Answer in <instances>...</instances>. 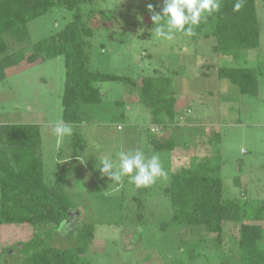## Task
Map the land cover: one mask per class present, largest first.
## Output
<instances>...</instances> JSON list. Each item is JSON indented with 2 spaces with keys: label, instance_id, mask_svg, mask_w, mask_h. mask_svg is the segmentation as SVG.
Segmentation results:
<instances>
[{
  "label": "rangeland",
  "instance_id": "rangeland-1",
  "mask_svg": "<svg viewBox=\"0 0 264 264\" xmlns=\"http://www.w3.org/2000/svg\"><path fill=\"white\" fill-rule=\"evenodd\" d=\"M255 3L260 45L238 56L212 52L214 39L210 35L198 42L182 33L174 34L171 40L156 38L148 5L159 12L163 0L101 3L98 13L89 20L94 31L89 69L127 76L135 84H101L105 101L85 105L86 119L77 127L71 126L70 136L61 138L54 132L55 125L62 121L63 55L33 63L24 60L23 55L6 70V78L0 82V125H39L45 181H54L60 162L75 149L80 154L63 189L75 208L54 232L53 245H70L80 222L88 221L94 224V234L84 254L87 264H209L211 260L216 264L221 261L214 258L216 250L232 264L237 224L225 223L220 244L215 234L202 227L175 228L163 189L169 184L170 172L188 164L191 157L217 154L224 199L264 198V72L259 76L258 92L252 97L238 94L233 84L216 76L217 67L222 65L264 69V7L262 0ZM70 19V10L57 7L31 20L27 24L28 39L13 44L7 40V52L22 48L23 54H28L32 43L57 32ZM153 73L173 77L178 112L177 125L157 134L150 132L148 110L139 94L140 79ZM202 100L207 106L200 105ZM75 132L83 137L82 148L73 142ZM150 137H171L176 146L170 152H155L149 145ZM135 150L146 157L157 155L167 175L151 186L137 188L127 176L117 183L99 171L105 156L118 163L117 153ZM138 196L141 219L137 216ZM33 231L28 224H0V251L29 239ZM193 246L198 255L195 260L189 257ZM6 260L12 263L10 257Z\"/></svg>",
  "mask_w": 264,
  "mask_h": 264
},
{
  "label": "trees",
  "instance_id": "trees-1",
  "mask_svg": "<svg viewBox=\"0 0 264 264\" xmlns=\"http://www.w3.org/2000/svg\"><path fill=\"white\" fill-rule=\"evenodd\" d=\"M105 2L107 0H0V82L20 56L24 55V60L33 63L63 55L62 121L74 127L85 121V105L102 103L101 84L122 82L134 86L135 81L130 77L89 69L94 32L89 20ZM220 2L221 10L195 27V35L190 37L192 42L210 35L214 39L212 52L233 56L258 48L260 24L255 0H242L243 6L238 11L233 10L237 0ZM262 4L264 7V0ZM57 7L71 11V19L61 29L32 43L26 55L22 48L7 52V40L12 44L27 40V24ZM263 72L264 69L258 66L222 65L217 67L216 76L233 84L238 94L252 97L258 92V80ZM139 94L152 125L162 130L177 125V99L171 74L153 73L142 77ZM73 136L74 144L82 148V135L75 132ZM41 141L37 124L0 125V224H28L34 229L29 239L1 249L0 264H9L7 257L11 258V264H87L84 254L93 238V223L80 222L68 246L58 247L51 243L54 232L75 208V203L63 189L80 154L73 147V154L60 162L54 181L48 183L43 175ZM149 145L155 152H170L176 143L171 137H150ZM220 169L221 159L216 154L201 158L193 156L188 164L170 172L169 184L163 191L169 198L172 225L175 228L202 227L207 233L215 234L220 244L225 223L234 222L238 227L232 264H264V225L257 223L264 222V198L224 199ZM135 199L137 216L141 219L142 204L139 196ZM195 250V246L189 250L191 260L198 256ZM214 258L221 260L216 264H230L220 250H216ZM209 264L215 263L211 260Z\"/></svg>",
  "mask_w": 264,
  "mask_h": 264
},
{
  "label": "clouds",
  "instance_id": "clouds-1",
  "mask_svg": "<svg viewBox=\"0 0 264 264\" xmlns=\"http://www.w3.org/2000/svg\"><path fill=\"white\" fill-rule=\"evenodd\" d=\"M243 6L242 0H237L233 6L238 11ZM221 10L220 0H163V7L155 12L153 5H148L152 13V31L156 38L171 40L176 33H183L187 37L195 35V27L208 16ZM54 132L58 137L72 134V128L63 121L57 123ZM118 163L107 156L101 161L99 171L111 181L122 182L124 177L134 183L137 188L154 184L159 177L166 176L159 157L153 154L146 157L140 150L117 153Z\"/></svg>",
  "mask_w": 264,
  "mask_h": 264
},
{
  "label": "crops",
  "instance_id": "crops-1",
  "mask_svg": "<svg viewBox=\"0 0 264 264\" xmlns=\"http://www.w3.org/2000/svg\"><path fill=\"white\" fill-rule=\"evenodd\" d=\"M109 84H110V83H108L107 85H109ZM101 92L103 93L102 90H101ZM194 92H197V90H194ZM103 95H104V93H103ZM119 100H120V99H119ZM104 101H105V98H103L102 104H103ZM113 103H116V104H122L123 102H118V101L116 102V101H114ZM125 103H126V102H125ZM127 103H128V102H127ZM123 104H124V103H123ZM204 104L207 106V103H206L205 101L202 100V101L200 102V105L202 106V105H204ZM205 105H204V106H205ZM127 108H130V106L128 105ZM188 111L190 112V109H188Z\"/></svg>",
  "mask_w": 264,
  "mask_h": 264
},
{
  "label": "built area",
  "instance_id": "built-area-1",
  "mask_svg": "<svg viewBox=\"0 0 264 264\" xmlns=\"http://www.w3.org/2000/svg\"><path fill=\"white\" fill-rule=\"evenodd\" d=\"M161 131H162V129H161L160 127L155 126V125H152V126L150 127V132H151L152 134H157V133H159V132H161Z\"/></svg>",
  "mask_w": 264,
  "mask_h": 264
}]
</instances>
